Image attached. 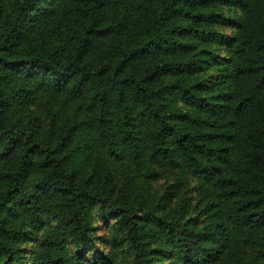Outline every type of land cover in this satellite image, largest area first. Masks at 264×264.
<instances>
[{
	"label": "trees",
	"instance_id": "16d2710c",
	"mask_svg": "<svg viewBox=\"0 0 264 264\" xmlns=\"http://www.w3.org/2000/svg\"><path fill=\"white\" fill-rule=\"evenodd\" d=\"M0 264H264V0H0Z\"/></svg>",
	"mask_w": 264,
	"mask_h": 264
},
{
	"label": "rangeland",
	"instance_id": "374dc122",
	"mask_svg": "<svg viewBox=\"0 0 264 264\" xmlns=\"http://www.w3.org/2000/svg\"><path fill=\"white\" fill-rule=\"evenodd\" d=\"M156 171L158 172L160 177L154 181H148L149 183L142 181L141 186L143 188L148 186L147 192L155 196L156 198H159L163 196V192L167 184L173 183L174 177L171 172L163 173L161 169H157ZM98 219L96 218L92 223V226L94 227L93 233H95L99 237H102L107 234L108 228H105V222H101Z\"/></svg>",
	"mask_w": 264,
	"mask_h": 264
}]
</instances>
